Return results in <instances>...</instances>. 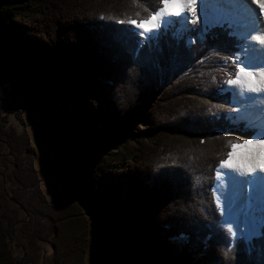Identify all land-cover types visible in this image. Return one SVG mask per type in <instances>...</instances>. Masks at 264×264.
I'll use <instances>...</instances> for the list:
<instances>
[{"label":"trees","instance_id":"1","mask_svg":"<svg viewBox=\"0 0 264 264\" xmlns=\"http://www.w3.org/2000/svg\"><path fill=\"white\" fill-rule=\"evenodd\" d=\"M159 7L0 0V117L23 126L0 132V156L4 135L12 157L0 264H35L41 243L49 264H264V228L251 243L232 240L213 193L229 141L251 136L229 124L224 92L238 41L221 26L201 40L168 29L146 44L128 20ZM138 107L146 128L133 133Z\"/></svg>","mask_w":264,"mask_h":264},{"label":"snow or ice","instance_id":"2","mask_svg":"<svg viewBox=\"0 0 264 264\" xmlns=\"http://www.w3.org/2000/svg\"><path fill=\"white\" fill-rule=\"evenodd\" d=\"M159 2L162 7L150 12L145 19L128 20V23L143 29L140 35L168 23L170 17L177 18L173 23L183 21L187 24L191 18L194 24H200L201 20L208 24L209 14L204 10L205 6H211L213 12L227 6L249 13V31L241 38L247 43L240 44L235 55V78L229 79L227 83L240 85L250 92L264 91V0H159ZM252 5H256L259 12ZM144 11L148 10L145 8ZM228 146L230 150L226 154L227 158L220 161L221 167L249 177H252L253 173H264V125L260 126L258 135L254 138L229 141ZM254 179L264 181V175H257ZM247 182L252 183V180ZM226 228L228 233L235 234L234 225L228 224Z\"/></svg>","mask_w":264,"mask_h":264},{"label":"rangeland","instance_id":"3","mask_svg":"<svg viewBox=\"0 0 264 264\" xmlns=\"http://www.w3.org/2000/svg\"><path fill=\"white\" fill-rule=\"evenodd\" d=\"M206 12H208L209 14L208 24H205L203 20H201L200 24H194L191 22V18H189L190 22H188L187 24L181 23V22L173 23V21H175L176 19L174 17H170L168 23L161 24L160 27L156 28L152 32H145L143 35H140V32H142L143 29L137 28L134 25H132V27L134 28V32L139 36V38L144 43L147 44L149 41L156 40V38L160 36L162 32L168 29L172 30V35L174 37L180 36L181 34H190V33L195 32L196 33L195 39L201 40L207 30L213 27L224 26L230 31V36L237 39L238 41L237 52H238L240 44L244 43V41L241 38L246 34V32L240 33L239 31H236L237 30L236 27L239 24L237 20L236 9L233 7L229 8L227 6H224L223 8H220L217 10V12L220 14H218L216 11L213 12V10L206 11ZM192 42H193L192 38L188 37L186 39V43L188 45L191 44ZM237 52L234 54L233 59H232L234 61V65H236L235 55L237 54ZM241 59H243L242 56H241ZM230 86L231 85L227 83L226 88L224 90V92H228L230 94L229 101H230V106L232 110H231V114L228 116L229 124L235 127L241 126L242 127L240 129L241 131H250L251 136L248 139H252L256 135H258L259 129L258 127L250 126L249 122L243 117L238 118V116H242V115L236 112L237 107L234 105L235 102L232 97V92L229 90ZM5 93H7V90H2L0 88V99L4 97ZM136 117L139 120L135 124L132 125L131 130L133 133H138L140 131L145 130L146 128L145 127L146 116H145L144 110L141 107H138V109L136 110ZM10 129L13 130L16 134H21L23 131V126L21 125L19 120L15 117V115L12 113L7 114L3 121L1 120V117H0V132H4V131L6 132ZM136 140L138 139L134 138L133 141L129 142V145L133 144L132 142H135ZM1 143H2V147H1V156H0V182H3V174L6 172L5 166L8 165L9 167H11V165L9 164L12 162V157L10 155V147L8 143L6 142L4 135L1 136ZM110 151L115 152L114 149H111ZM97 156L99 155L92 154L90 155V158H95ZM221 168L222 167L219 164L215 170V183L213 187V193H214L215 203L221 215V221H220L221 226L227 231V228H226L227 224H226L225 215H224V207L226 205L225 202L228 201V203L233 204V201L232 199L227 198V190H225L226 194H223L222 192H220L222 185H224V183L228 181V177L223 174ZM3 188H4V191L8 195V198H10L11 193H10L9 185L7 183H3ZM229 191L232 193H236L237 190L234 187H231ZM10 206L14 207L13 202L10 201V199H8L7 204H5L4 207L9 208ZM27 219H28V216L26 217L25 213L21 210L20 216H19L20 223H18L13 229V238H14L15 243L18 246L17 247L13 246L12 249L14 251V256L16 260L19 262L22 261L24 257V253H25V244L22 240V224L25 221H27ZM263 228H264V222L260 230L258 232L253 233L250 239H247L243 235H240L234 238L231 233H228V234L232 240L241 238L246 243H251L254 239L260 236V231ZM50 253H51L50 246L47 243H41L39 251L31 252V255L34 258L35 264H49L48 259L50 257Z\"/></svg>","mask_w":264,"mask_h":264},{"label":"bare ground","instance_id":"4","mask_svg":"<svg viewBox=\"0 0 264 264\" xmlns=\"http://www.w3.org/2000/svg\"><path fill=\"white\" fill-rule=\"evenodd\" d=\"M252 7L259 12L256 5H252ZM233 8L236 9L239 23L236 31L247 33L249 31V13L236 7ZM204 10L210 11L212 7L205 6ZM180 22L184 23L183 21ZM244 43L246 44L247 41H244ZM229 90L232 92L234 105L237 107L236 112L242 115L238 118L243 117L249 122L250 126L260 129V126L264 125V91L250 92L236 84L231 85ZM221 170L228 177V181L222 187L220 186V192L226 194L225 190H227V198L233 201V204L228 203V201L225 202L226 224L234 225L233 232L235 234H232L234 238L243 235L250 239L253 233L260 230L264 222V181L254 179L257 175H264V173H253L252 177H249L232 169L222 167ZM249 180H252V183H248ZM231 187L237 190L236 193L229 191Z\"/></svg>","mask_w":264,"mask_h":264},{"label":"water","instance_id":"5","mask_svg":"<svg viewBox=\"0 0 264 264\" xmlns=\"http://www.w3.org/2000/svg\"><path fill=\"white\" fill-rule=\"evenodd\" d=\"M1 178H2V176H1ZM25 216L27 217V214H25Z\"/></svg>","mask_w":264,"mask_h":264}]
</instances>
